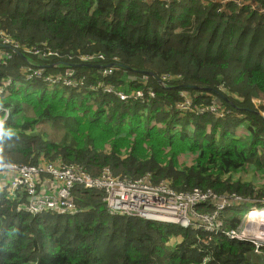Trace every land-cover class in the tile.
<instances>
[{"label":"trees","instance_id":"obj_1","mask_svg":"<svg viewBox=\"0 0 264 264\" xmlns=\"http://www.w3.org/2000/svg\"><path fill=\"white\" fill-rule=\"evenodd\" d=\"M144 1L0 0V170L49 160L79 165L93 177L103 169L134 179L149 173L176 191L239 197L221 215L224 231L234 229L240 218L232 211L264 207V182L254 187L238 176L256 170L264 176V117L251 103L264 90V0ZM6 37L12 43L5 48ZM35 48L57 56L41 59ZM87 55L93 57L82 61ZM113 64V73L104 77L103 70ZM37 70L46 76L72 70L85 85H53L34 75ZM100 85L127 95L142 91L145 99L122 101L91 89ZM53 87L48 97H60L66 106L44 107L38 99L41 121L77 117L76 124L82 123L73 131L82 139L51 143L33 133L35 122L19 120L21 93L46 95ZM12 129L20 133L11 134ZM87 135L106 144L135 136L140 143L175 150L170 155L176 164L179 153L192 154L197 162L172 171L171 165L162 168L158 161L139 162L135 156L125 161L85 145ZM114 147L122 153V146ZM77 189L75 216L29 215L18 211L24 197L13 200L6 190L0 192V264H264V247L256 254L254 244L231 240L224 231L214 236L114 216L103 192ZM177 237L180 243L171 245Z\"/></svg>","mask_w":264,"mask_h":264},{"label":"built area","instance_id":"obj_2","mask_svg":"<svg viewBox=\"0 0 264 264\" xmlns=\"http://www.w3.org/2000/svg\"><path fill=\"white\" fill-rule=\"evenodd\" d=\"M236 2L241 3L239 0ZM3 42L5 47L12 43L9 37L4 38ZM33 53L39 55L41 59L57 56L48 49L43 51L40 48H35ZM5 57L11 59L9 54H6ZM92 57L87 55L81 57V60L88 62ZM113 67H117V65L106 67L102 72L103 76L111 75L114 71ZM34 75L53 85L60 83L66 88L77 89L85 85L83 79H74L72 70H67L64 75L56 76H46L43 70H37ZM32 77L30 78L32 79ZM91 89L93 91L101 89L105 93H113L122 101L132 98L145 99L142 91L127 95L104 85L91 87ZM150 96L154 97V93L150 92ZM0 172L11 175L10 195L18 200L24 197L25 204L19 209L33 216L44 213H53L59 216L77 215L80 210L76 205L74 195L77 188L80 187L103 192L104 202L111 215L138 217L179 226L183 229H196L215 236L224 231L225 225L221 219L220 211L233 206V201L240 202L239 197L231 200L223 196L219 197L211 190L176 191L168 183H154L150 175L140 179L123 178L114 176L110 169H103L99 176L93 177L83 167L74 164L67 165L63 162L43 161L39 166L31 167L8 164L2 166ZM46 179L51 180L45 181ZM205 206H214L216 211L202 213L198 210ZM250 223L248 220L238 227L239 229L225 230L226 237L239 241L237 240L239 236H244L241 229H247ZM262 244V241L254 243L257 253L264 247Z\"/></svg>","mask_w":264,"mask_h":264},{"label":"rangeland","instance_id":"obj_3","mask_svg":"<svg viewBox=\"0 0 264 264\" xmlns=\"http://www.w3.org/2000/svg\"><path fill=\"white\" fill-rule=\"evenodd\" d=\"M226 2H224V9L226 8ZM55 88H50L46 91V95L43 93V91L37 90L35 91V94L32 96L31 94H28L26 91L25 93H21L20 99L23 100V106L21 108L22 115L19 120L22 121L23 117L26 118L28 121H33L37 124L36 130L33 132L37 137L41 138L42 140L49 141L51 143H56V144H62L65 142H69L73 137L77 136L78 138L82 139V135L78 133V131H73L74 129L78 128L80 126V122L76 124L78 121V118L75 117V120L72 118H69L68 120L65 119H60L57 116L53 117L52 119L50 116L43 118L41 121V114L40 111L42 110L39 106L38 103L40 102L42 106L45 107L46 104L49 103H55L59 107L66 106L65 103L61 102L60 97H48L52 93V91ZM66 92V91H65ZM47 96V99L43 100L44 96ZM42 96V97H41ZM262 97V98H261ZM39 99V102H38ZM239 101V98L237 99ZM241 102V101H239ZM61 104V105H60ZM240 104H245V101L241 102ZM63 105V106H62ZM184 105H191L190 102H185ZM38 107V108H37ZM184 109H187L185 106H182ZM253 109L259 110V112L262 114L264 117V96H257L256 102L253 101ZM67 110H70V107H68ZM215 113V111H213ZM164 116H160V118H163ZM24 118V120H25ZM68 121V122H65ZM21 130V129H20ZM24 131V130H23ZM18 131H14L12 129L11 134H16ZM18 132L17 134H19ZM93 134L94 132L91 131ZM26 134H32V131L28 130L26 131ZM96 136V135H95ZM94 135H87L88 138L84 137L83 140L85 139V142L87 146L90 148L94 149L97 152H107L110 154H115L119 155L122 160H127L131 159V157L135 156V159H138L139 162L141 161H148V160H153V161H158L159 166L162 168L167 167L169 165L172 166V171L175 169L176 171L180 170L183 171L185 169H190L195 163L197 162V157L193 156L192 154H178V158L176 160L178 163L176 164V161L171 159L170 153L174 152L175 150L173 149H163L160 148L159 146L155 145V147L151 146L150 143H140L137 141V139H134L135 136H132L133 138H128L129 140H123L120 139V141H107L108 144L102 143L104 139H98ZM118 143L120 146L119 148H122V153H117L115 150V144ZM114 145V146H113ZM117 148V147H116ZM138 152H137V150ZM161 150V151H160ZM119 151V150H118ZM161 152V156H158L157 153ZM46 158H41V160H45ZM49 161V160H45ZM8 165V164H7ZM0 175H2V172H0ZM260 173L256 170V173H251L246 172L244 175L243 174H238L240 178H243L245 183H249L254 187H262V183L264 182V176L263 178H259ZM237 176V177H238ZM152 181L154 183H160V182H155L153 179ZM0 182H3V179L0 178ZM1 192V191H0ZM264 201V200H262ZM240 210L244 209L243 206L238 207ZM264 208V207H262ZM232 210V209H231ZM248 210L245 211H237L236 210L232 211V213H235L239 218L240 222H243V220L248 222V219L245 218L244 214ZM227 215V213L225 214ZM240 215V216H239ZM264 216V215H263ZM260 216L259 218L256 219H251V220H258V222H253V224L248 225L247 229H241L242 237L239 236V241L241 242H251V243H256L258 241H262L264 245V217ZM262 220V221H261ZM261 221V222H259ZM240 224V223H239ZM239 224L237 226H239ZM252 227V228H251ZM239 229V228H238ZM171 245H174V243H179L180 241L177 238H172L171 239ZM181 240V239H180ZM260 252V251H259ZM258 252V253H259ZM256 254H258L255 251Z\"/></svg>","mask_w":264,"mask_h":264},{"label":"crops","instance_id":"obj_4","mask_svg":"<svg viewBox=\"0 0 264 264\" xmlns=\"http://www.w3.org/2000/svg\"><path fill=\"white\" fill-rule=\"evenodd\" d=\"M167 3L169 4L170 3V0H166ZM88 66V65H87ZM91 66V65H90ZM74 67H77V66H74ZM136 79V78H134ZM143 81V80H142ZM17 88H22V84L20 83H17ZM54 88V87H53ZM261 96H264V90H261V93H259ZM260 97V96H259ZM262 98V97H261ZM257 100V97H252L251 98V103L253 105V101L256 102ZM0 178L3 179V182H0V191L3 192L4 190L6 191H9V183H10V179H11V175L7 174V173H2V175H0ZM48 180H51V179H46L45 181H48ZM246 222V220L243 222H240L239 226H237L236 228L240 227L241 225H243L244 223ZM250 224H253V222H258L256 220H250Z\"/></svg>","mask_w":264,"mask_h":264},{"label":"bare ground","instance_id":"obj_5","mask_svg":"<svg viewBox=\"0 0 264 264\" xmlns=\"http://www.w3.org/2000/svg\"><path fill=\"white\" fill-rule=\"evenodd\" d=\"M211 206H209V207H207V206H205L204 208H206V209H209ZM198 210H199V208H198ZM228 209H224L223 211H220V216L222 215V213L223 212H225V211H227ZM216 211V208H214V206H212V209H210V210H208V211H205V212H203V213H208V212H210V213H213V212H215ZM248 212H251V213H248ZM249 214V215H248ZM264 215V208H255V209H250V210H248L245 214H244V216H245V218H247L248 220H251V219H256V218H259L260 216H263ZM249 216V217H248ZM264 217V216H263ZM221 219H222V216H221Z\"/></svg>","mask_w":264,"mask_h":264},{"label":"clouds","instance_id":"obj_6","mask_svg":"<svg viewBox=\"0 0 264 264\" xmlns=\"http://www.w3.org/2000/svg\"><path fill=\"white\" fill-rule=\"evenodd\" d=\"M143 2H146V1L143 0ZM231 2H232V1H231ZM3 46H4V45H3ZM4 47H5V46H4ZM6 47H7V46H6ZM6 47H5V48H6ZM184 98H185V100L187 101V99H188L189 97L186 98V97L184 96ZM218 112H219V111H218ZM202 113H204V112H202ZM202 113H200V114H202ZM219 116H220V117H223V114H221V113L219 112ZM224 117H225V114H224ZM147 175H150V174L148 173ZM147 175H146V176H147ZM150 178H152L151 175H150ZM152 179H153V178H152ZM7 192H8V196H9L10 199L17 200V198H14L13 196L10 195V192H9V191H7ZM228 209H229V208H228ZM18 211H22V210L18 208ZM55 215H56V214H55ZM145 220H146V219H145ZM149 221H150V220H149ZM261 221H262V220H261ZM261 221H259V222H261ZM166 224H167V223H166ZM224 225H225V222H224ZM234 229H235V228H234ZM229 230H231V229H229ZM229 230H226V231H229ZM178 240L180 241L179 238H178ZM169 242H170V244H171L172 240L169 241ZM179 243H180V242H179ZM249 243H251V242H249ZM176 244H177V243H174V245H176ZM252 244H253V243H252ZM255 250H256V246H255Z\"/></svg>","mask_w":264,"mask_h":264},{"label":"water","instance_id":"obj_7","mask_svg":"<svg viewBox=\"0 0 264 264\" xmlns=\"http://www.w3.org/2000/svg\"><path fill=\"white\" fill-rule=\"evenodd\" d=\"M17 54H19V55H21V56H23L20 52H17ZM260 115H262L261 113H259Z\"/></svg>","mask_w":264,"mask_h":264}]
</instances>
